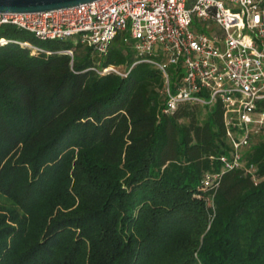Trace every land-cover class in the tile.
<instances>
[{
	"label": "trees",
	"instance_id": "1",
	"mask_svg": "<svg viewBox=\"0 0 264 264\" xmlns=\"http://www.w3.org/2000/svg\"><path fill=\"white\" fill-rule=\"evenodd\" d=\"M5 35L30 46L0 45V264H264L263 131L201 190L231 150L220 102L164 113L126 32L105 54Z\"/></svg>",
	"mask_w": 264,
	"mask_h": 264
},
{
	"label": "built area",
	"instance_id": "2",
	"mask_svg": "<svg viewBox=\"0 0 264 264\" xmlns=\"http://www.w3.org/2000/svg\"><path fill=\"white\" fill-rule=\"evenodd\" d=\"M193 19L202 26L193 29ZM0 30V45L30 46L5 35L24 31L40 40L76 38L99 54L126 32L139 61L162 73L164 113L184 102H220L231 150L219 157V171L203 174L201 190L214 191L225 171L240 166L253 136L264 131V109H258L264 100V0H96L43 12L0 13ZM109 67L103 72L116 71ZM207 203L212 206L211 199Z\"/></svg>",
	"mask_w": 264,
	"mask_h": 264
},
{
	"label": "water",
	"instance_id": "3",
	"mask_svg": "<svg viewBox=\"0 0 264 264\" xmlns=\"http://www.w3.org/2000/svg\"><path fill=\"white\" fill-rule=\"evenodd\" d=\"M96 0H0V13H35L64 9Z\"/></svg>",
	"mask_w": 264,
	"mask_h": 264
},
{
	"label": "rangeland",
	"instance_id": "4",
	"mask_svg": "<svg viewBox=\"0 0 264 264\" xmlns=\"http://www.w3.org/2000/svg\"><path fill=\"white\" fill-rule=\"evenodd\" d=\"M203 24L206 25L208 28L216 29V26L213 23H211V22H206V23H203ZM201 26H202V24L197 19H193V22H192V25H191V27L193 29H194V27H196V28L199 27L200 28ZM202 30L204 32H208L206 27H204ZM110 67H112V66H110ZM262 133H264V131Z\"/></svg>",
	"mask_w": 264,
	"mask_h": 264
}]
</instances>
